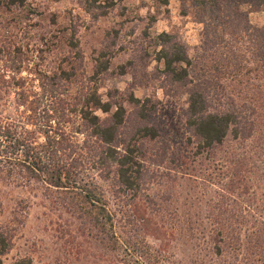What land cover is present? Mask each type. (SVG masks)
Wrapping results in <instances>:
<instances>
[{
	"label": "rangeland",
	"instance_id": "rangeland-1",
	"mask_svg": "<svg viewBox=\"0 0 264 264\" xmlns=\"http://www.w3.org/2000/svg\"><path fill=\"white\" fill-rule=\"evenodd\" d=\"M1 1L0 77H7L16 49L25 59L20 75L29 80L38 69L50 73L58 72L60 65L69 69L68 62L76 57L80 65L75 63V75L60 94L64 104L94 90L103 101L115 99L130 112V93L139 99L150 98L170 131L165 141L171 145L166 163L136 195L115 184L113 172L105 174L96 158L84 156L86 179L100 191L114 215L115 249L107 244L105 233L69 209L54 189L0 173V232L10 241L9 250L1 256L3 263L24 258L30 264H129L137 258L124 249L128 241L158 257L161 264H222L212 252L211 236L218 233V224L209 216V209L222 195L230 197L233 207L240 204L237 192L229 195L223 190L230 184L232 171L227 170L235 168L234 156L243 151L237 153L236 143L227 135L221 146L196 153L186 139L185 94L166 91L163 66L156 60L159 47L155 37L163 31L175 34L191 57L200 55L201 24L191 14L181 15L177 0L167 4L161 0H113L107 14L97 19L83 11L81 0H26L24 6L8 9ZM248 19L252 26L264 27L263 11L250 12ZM73 34L78 54L73 51L65 60L67 39ZM27 88L38 90L32 81ZM22 109L13 90L1 85L0 118H22ZM96 114L104 116L100 111ZM68 127L74 131V125ZM84 138L74 134L78 143ZM148 146L153 148L154 143ZM148 160L146 156L144 167L150 173L156 171Z\"/></svg>",
	"mask_w": 264,
	"mask_h": 264
},
{
	"label": "trees",
	"instance_id": "trees-1",
	"mask_svg": "<svg viewBox=\"0 0 264 264\" xmlns=\"http://www.w3.org/2000/svg\"><path fill=\"white\" fill-rule=\"evenodd\" d=\"M25 1L2 0L1 6L19 8ZM177 1L180 14H191L202 26V53L191 57L175 34L163 31L155 37L156 60L163 66L166 91L185 94L187 142L200 153L221 146L230 135L236 152L243 151L234 156L235 168L227 170L232 171L230 184L223 190L229 195L237 192L240 204L233 207L230 197L222 195L209 209L218 224V233L211 236L212 252L222 264H264V27H254L248 19L252 11L264 12V0ZM80 4L97 19L107 14L114 1L104 5L99 0H81ZM74 40V34L67 39L65 60L73 51L78 54ZM14 54L17 57L7 77H0V86L13 90L24 117L0 118V173L54 189L69 209L105 233L107 244L115 249V218L100 191L86 179L84 156L96 158L105 174L113 172L115 184L136 195L166 163L171 149L165 141L170 131L157 114L156 102L130 93L132 110L127 112L115 99L103 101L93 90L78 94L66 105L60 94L80 60L74 57L69 69L60 65L58 72L38 69L29 80L20 75L25 62L22 53L16 49ZM28 81L36 82L38 90H28ZM69 125H74V131ZM77 133L85 135L81 143L74 139ZM146 156L156 171L150 173L144 167ZM123 246L136 253L137 259L129 264H161L143 247L128 241ZM9 248L10 241L0 232V264H5L1 256ZM10 264L30 262L22 258Z\"/></svg>",
	"mask_w": 264,
	"mask_h": 264
}]
</instances>
